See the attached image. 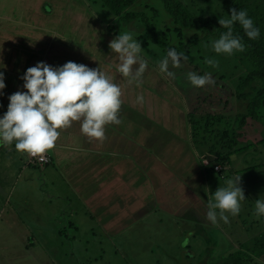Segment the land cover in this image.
<instances>
[{
    "label": "rangeland",
    "instance_id": "obj_1",
    "mask_svg": "<svg viewBox=\"0 0 264 264\" xmlns=\"http://www.w3.org/2000/svg\"><path fill=\"white\" fill-rule=\"evenodd\" d=\"M179 1L194 16L218 22L231 15L221 9L220 0ZM132 10L142 12L171 47L177 41L186 44L192 34L201 39L183 53L186 59L179 67L169 62L168 71L174 73L173 77L160 71L168 46L162 48L140 39L145 32L139 21L123 24L100 0H0V51L6 65V87L0 97H8L10 84L23 89V80L19 79L23 64L19 63L25 57L21 52L25 47L33 66L35 61L46 63L47 51L54 50L58 55L64 42L71 51L81 47L94 59L101 58L113 66L118 59L109 43L119 33L131 32L141 44L140 55L147 68L139 80L129 82V78H123L128 99L143 96L147 103L150 99L144 94L149 91L177 109L188 107L194 120L196 141L192 147L205 157L191 160L184 180H172L170 173H161L165 178L152 189L157 202L146 204L150 196L141 200L144 203L140 207L144 211L147 208V213L136 212L132 203L115 205L110 228L104 231L106 221L98 218L102 211H91L92 207L68 187L60 167L28 165V154L18 152L15 141L0 146V264H222L226 253L250 243L264 230V216L255 214V200L264 198V106L258 109L256 119L245 118L243 128L237 122L246 113L248 100L238 96L236 88L250 65L236 53H215L212 42L219 38L217 35L183 30L178 36L174 31L177 26L159 0H139ZM208 59L216 63L210 65ZM193 72L210 74L214 84L194 87L188 80V73ZM253 86L259 88L260 82L254 81ZM246 91L254 95L251 88ZM233 138L239 141L238 146L231 145ZM249 144L252 147L246 154L231 156L233 148ZM186 147L191 149L189 141ZM221 155H227L238 172L227 169L225 156L222 159ZM188 159L184 150L175 169L179 171ZM244 164L248 165L243 170ZM214 165L222 170L206 172ZM249 166L257 167L247 169ZM234 174L242 176L246 200L241 202L238 215L229 214L228 223L218 218L213 225L206 218L207 205L214 201L219 187H227ZM174 210L176 214H172Z\"/></svg>",
    "mask_w": 264,
    "mask_h": 264
},
{
    "label": "crops",
    "instance_id": "obj_2",
    "mask_svg": "<svg viewBox=\"0 0 264 264\" xmlns=\"http://www.w3.org/2000/svg\"><path fill=\"white\" fill-rule=\"evenodd\" d=\"M63 44L58 55L54 54L53 49L45 53L44 58L48 65L59 67L68 61H73L87 65L89 68H100L105 73L114 74L115 77L111 78L120 85L122 91V103L118 112L120 123L107 124L103 139L98 140L83 134L80 122L74 121L70 127L59 129L60 136L55 147L46 151L50 159L47 165L61 168L68 179L66 182L68 187L70 185L74 193L81 196L86 205L92 207L91 211H102L98 218L101 222L106 221L103 225L106 231L109 230L113 220L115 205L132 203L136 206V212L147 213L146 207V211L143 206L140 207L144 203L141 200L150 196L146 204L157 202L154 200L156 194L152 189L160 186L165 178L161 173H170L172 180L176 178L184 180L183 177L186 178L189 172L187 169L191 168L194 158L196 161L205 156L200 155L192 147V119L188 117V107L177 109L173 104L161 100L149 91L144 94L147 100L150 99L146 101L147 103H144L145 101L138 103L137 99L129 100L128 87L126 81H123L125 77L117 71V65L107 64L101 61V58H99L101 60L94 59L93 56L82 51L81 47L76 46L71 51L67 43ZM21 52L25 57L19 63V65L23 64L19 79L29 67H33L27 60V47ZM17 91H23L20 85L10 84L8 97L9 93L13 94ZM8 97L6 98V95L0 97V116L5 113L4 108L8 107ZM187 141L190 142L191 149H187ZM184 150L189 154V159L177 171L175 162L182 159ZM246 153L247 151L238 154ZM247 165L244 164L243 170ZM228 168L238 172L233 167V161ZM187 181L189 182L185 180ZM185 194L189 193L185 191ZM158 202L160 203V200ZM189 209L188 212L192 210ZM172 214H176V211Z\"/></svg>",
    "mask_w": 264,
    "mask_h": 264
},
{
    "label": "clouds",
    "instance_id": "obj_3",
    "mask_svg": "<svg viewBox=\"0 0 264 264\" xmlns=\"http://www.w3.org/2000/svg\"><path fill=\"white\" fill-rule=\"evenodd\" d=\"M218 23L226 29L212 42L217 54L232 55L243 52L245 44L242 38L233 34L236 23L243 28L250 40L260 36V29L246 10L231 9V15L220 18ZM109 48L117 54V71L123 77L139 80L147 68L142 59V47L131 32L119 33L110 43ZM184 57L175 49H170L160 62V71L173 77L168 71L169 62L179 67ZM210 65L216 62L206 61ZM136 66V67H134ZM6 65L0 51V94L6 87ZM24 91H17L8 97L7 111L0 116V146L11 145L15 141L18 152L37 156L53 149L60 136L59 129L70 127L79 121L81 132L98 140L105 137V126L119 124L118 112L121 108V87L100 68H89L84 64L68 61L63 66L53 67L45 62H38L29 67L23 76ZM188 80L196 88L214 84L210 74L203 76L188 73ZM143 96L137 97L143 103ZM208 161L205 160V164ZM242 176L236 175L227 181V187H219L214 193V201L207 205L206 218L213 225L219 220L229 222V214L240 213L241 202L246 200L241 187ZM255 214L264 216V198L255 200Z\"/></svg>",
    "mask_w": 264,
    "mask_h": 264
},
{
    "label": "trees",
    "instance_id": "obj_4",
    "mask_svg": "<svg viewBox=\"0 0 264 264\" xmlns=\"http://www.w3.org/2000/svg\"><path fill=\"white\" fill-rule=\"evenodd\" d=\"M139 0H100L101 4L106 7L113 16L118 17L123 24H130L131 22L139 21L142 28L144 27V35H140L141 38L155 42L159 47L175 49L178 53H185L189 48L198 45L201 39L192 34L191 40L186 44L183 42L176 43L175 47L167 45L169 42L164 36L158 33L151 25V22L142 12H136L132 10L134 4ZM166 14L170 17L173 23L177 26L174 31L181 36L183 30H191L195 32H206L207 34L220 35L226 31L214 18L211 17H198L194 16L185 5L179 0H159ZM221 9L226 12H231V9L246 10L249 17L253 19L256 27L260 29V36L256 40H250L244 33L243 28L236 23L233 26V34L242 38L245 44V50L243 52H235L244 63L250 65V69L247 71L246 76L241 78L237 88L236 94L241 96L242 99L248 100L246 104V113L241 116L239 126L242 128L245 126L246 117L250 119H256L259 115L258 109L264 106V0H220ZM157 13V12H156ZM204 38V37H203ZM177 40V38H176ZM207 40V39H206ZM167 51V49H166ZM254 81L260 82V87L255 88L253 86ZM251 88L254 95L251 96L246 90ZM192 115H188L192 119ZM192 127V139L195 140V134ZM228 137L226 132L223 133ZM264 139V138H263ZM263 139L261 140L262 143ZM196 141V140H195ZM195 143V142H194ZM231 145H239V141L235 142L233 138ZM252 147L251 144L243 147L233 148L232 155L247 151ZM225 158L223 159V157ZM223 161H226L227 167L229 164V157L227 155H221ZM215 166V165H214ZM249 167L247 169L255 168ZM214 168V167H213ZM206 168V172H215ZM222 170V169H221ZM217 173V172H216ZM264 262V230L260 236L254 237L250 243L241 244L238 248L226 253L222 264H263Z\"/></svg>",
    "mask_w": 264,
    "mask_h": 264
},
{
    "label": "built area",
    "instance_id": "obj_5",
    "mask_svg": "<svg viewBox=\"0 0 264 264\" xmlns=\"http://www.w3.org/2000/svg\"><path fill=\"white\" fill-rule=\"evenodd\" d=\"M27 159L28 165H35L39 167H43L50 162L49 156L46 152L37 156H32L28 154ZM213 169L215 170V172L221 171V168L218 165H215Z\"/></svg>",
    "mask_w": 264,
    "mask_h": 264
}]
</instances>
